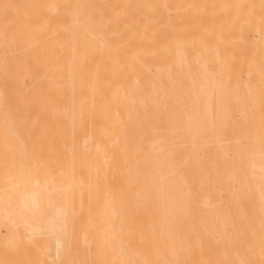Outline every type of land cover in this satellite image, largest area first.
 I'll return each instance as SVG.
<instances>
[{
  "label": "bare ground",
  "instance_id": "1",
  "mask_svg": "<svg viewBox=\"0 0 264 264\" xmlns=\"http://www.w3.org/2000/svg\"><path fill=\"white\" fill-rule=\"evenodd\" d=\"M0 264H264V0H0Z\"/></svg>",
  "mask_w": 264,
  "mask_h": 264
}]
</instances>
